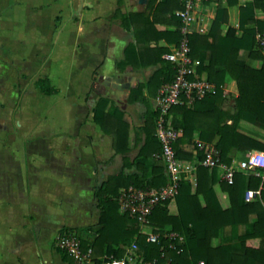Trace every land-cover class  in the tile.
Returning a JSON list of instances; mask_svg holds the SVG:
<instances>
[{
    "label": "crops",
    "instance_id": "obj_1",
    "mask_svg": "<svg viewBox=\"0 0 264 264\" xmlns=\"http://www.w3.org/2000/svg\"><path fill=\"white\" fill-rule=\"evenodd\" d=\"M149 1L0 0V264H69L71 259L58 249L57 240L70 231L78 232L100 254L95 259H103L109 245L94 243L100 220L96 191L122 174H138L145 186L152 184L154 166L162 162L151 160L143 171L131 163L145 143L139 129L147 114L156 111L159 90L144 89V103L131 104L129 96L147 83L155 68L119 67L131 45H168L175 50L159 33L176 28L165 11L150 9ZM250 1L238 0L229 7L222 0L229 11L224 34L230 26L238 28L240 7ZM219 5L200 3L195 33H209ZM147 18L158 21L152 26ZM135 58L136 54L134 62ZM240 60L255 69L263 64L244 53ZM198 70L196 76L208 80V74ZM116 78H125L131 88L120 92L122 83ZM48 89L54 92L48 94ZM106 97L125 111L131 148L127 159L113 148V137L93 121L94 108ZM211 97L194 107L174 109L170 126L181 135L187 126L196 145L220 147L236 173L246 176L247 181L239 177L238 181L247 188L249 202L248 177L254 170H242L240 163L262 151L240 150L236 133L264 143V129L239 118V88L229 73L220 92L217 88ZM190 163L196 168L190 178L195 182L197 152ZM108 188L117 195L127 190L117 181ZM218 191L226 205L227 195ZM260 193L261 189L255 195ZM172 207L176 209L174 203ZM255 221L252 216L248 224L221 231L219 242L232 243L251 233Z\"/></svg>",
    "mask_w": 264,
    "mask_h": 264
},
{
    "label": "trees",
    "instance_id": "obj_2",
    "mask_svg": "<svg viewBox=\"0 0 264 264\" xmlns=\"http://www.w3.org/2000/svg\"><path fill=\"white\" fill-rule=\"evenodd\" d=\"M216 10L215 19L210 31L206 35L193 33L190 36L191 57L199 60L201 65L199 72H206L208 80L214 83L220 92L224 78L229 73L237 82L239 88L238 114L239 118L258 125L264 129V47L260 39L264 38V0H252L240 7L238 28L230 26L224 34V26L229 25V11L221 5ZM150 0V9L157 13H167L169 24L175 27L165 33H159L170 39V45L174 48L180 46L182 41L181 20L176 12L182 9L179 0ZM228 6H236L238 0H227ZM152 26L158 20L149 21ZM145 30L142 31V34ZM125 61L119 63L123 70L132 66L134 70L155 68V72L147 83L139 84L131 90L129 103H144V89L155 87L158 90L173 81L175 76L174 65L164 59V56L172 51L169 46L148 47L131 45L127 49ZM209 52V56L205 53ZM248 54L252 60L262 61L260 69L240 60L242 54ZM136 54V61L133 55ZM222 68V69H221ZM44 83V81L42 82ZM54 90L48 89L52 94ZM212 97H206L196 101L192 107ZM113 103V102H112ZM112 105L109 109V106ZM187 103L172 109H186ZM188 107V106H187ZM171 111V112H172ZM125 111L119 105L111 104V99L102 98L93 110V121L99 125L105 134L113 137V148L117 154H122L126 159L131 152L128 146L129 123L124 120ZM158 112L147 114L144 126L139 129L140 134L145 135V143L140 148L137 157L131 163L139 171H143L146 165L161 154V146L155 137ZM187 126L183 128V134L175 144V150L180 160L191 162L204 158L203 152L198 150ZM204 139V136L202 135ZM237 147L246 152L258 150L264 152V143L249 136L236 133ZM219 146V144H218ZM221 152L225 166L230 167L231 161ZM199 151V152H198ZM162 162L161 160H158ZM157 171L152 184L144 185L140 182L138 174L120 175L111 178L106 185L100 187L95 194L96 207L100 210L99 229L96 232L94 243L103 242L109 245V251L105 256L122 258L124 248L136 242L139 254L147 260L157 258L160 264H264V170H254L248 177V189L250 201L246 202L247 188L240 186L238 181H247L246 176L235 174V182L229 185L224 176L226 171L221 168L209 170L199 166L196 172V181L186 179L182 181L179 195L174 201L165 203L153 212L150 222L155 233L160 235L159 244H151L147 236L141 234L139 223L126 214L120 212L119 196L108 187L113 182L122 184L126 189L136 188H161L168 182L165 166H154ZM227 195L225 205L219 196V189ZM261 189L259 196L255 193ZM176 205V209L173 206ZM175 212H172V210ZM252 216L256 217L251 233L243 234L234 239V242L220 243V233L228 228L248 224ZM118 225L122 232L117 233ZM168 233H175L185 239L181 244L178 240L172 241L166 237ZM80 235V234H79ZM83 250L92 249L80 235ZM174 245L176 249H172ZM95 248V245L94 247ZM93 251V249H92ZM93 251V256H99ZM164 255V256H163Z\"/></svg>",
    "mask_w": 264,
    "mask_h": 264
},
{
    "label": "built area",
    "instance_id": "obj_3",
    "mask_svg": "<svg viewBox=\"0 0 264 264\" xmlns=\"http://www.w3.org/2000/svg\"><path fill=\"white\" fill-rule=\"evenodd\" d=\"M179 1L182 9L177 11L176 15L182 23V41L179 47L164 56L166 61L174 65L176 72L173 81L164 84L159 89L156 98L158 117L155 137L160 143L161 154L155 157L163 162L168 182L157 189L130 187L118 199L121 213L139 223L141 234L146 235L147 241L151 244L160 243V235L154 232L150 222L153 212L165 203L174 201L179 195L182 181L190 179L196 171L192 163L182 161L177 156L175 144L181 137V133L170 126L169 115L174 107L181 105L184 101L192 106L196 101L217 93V86L214 83L196 76V69L200 67L201 62L191 57L190 36L196 32V14L203 0ZM260 41L264 47V38ZM197 146L198 150L204 154L199 166L209 170L224 169L226 171L224 180L229 185H233L236 171L231 166H225L219 149L200 143ZM240 168L242 170H264V152L254 153L246 161L240 163ZM166 237L172 241L178 240L181 244L185 243V239L175 233H168ZM57 247L70 257L69 264H160L157 258L147 260L140 255L136 242L124 248L122 258L105 256L103 259H95L92 249L86 252L83 250L80 235L76 231L67 232L59 237ZM171 248L176 249L174 245H171Z\"/></svg>",
    "mask_w": 264,
    "mask_h": 264
},
{
    "label": "water",
    "instance_id": "obj_4",
    "mask_svg": "<svg viewBox=\"0 0 264 264\" xmlns=\"http://www.w3.org/2000/svg\"><path fill=\"white\" fill-rule=\"evenodd\" d=\"M101 81H103V77L100 78ZM116 81L118 83H122L121 84V87H119V91L122 92L124 90H129L131 88V85L129 83H125V78L122 79V78H116ZM118 97H120V95H118Z\"/></svg>",
    "mask_w": 264,
    "mask_h": 264
},
{
    "label": "rangeland",
    "instance_id": "obj_5",
    "mask_svg": "<svg viewBox=\"0 0 264 264\" xmlns=\"http://www.w3.org/2000/svg\"><path fill=\"white\" fill-rule=\"evenodd\" d=\"M202 8H204V9H203V11H204L203 13H205V10L207 11V8L204 6V4H202ZM212 8H213V7H212ZM212 10H213V9H212ZM172 212H175V210L173 209Z\"/></svg>",
    "mask_w": 264,
    "mask_h": 264
}]
</instances>
